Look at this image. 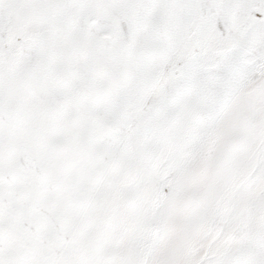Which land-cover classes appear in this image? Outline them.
<instances>
[{
    "label": "snow or ice",
    "instance_id": "1",
    "mask_svg": "<svg viewBox=\"0 0 264 264\" xmlns=\"http://www.w3.org/2000/svg\"><path fill=\"white\" fill-rule=\"evenodd\" d=\"M0 264H264V0H0Z\"/></svg>",
    "mask_w": 264,
    "mask_h": 264
}]
</instances>
